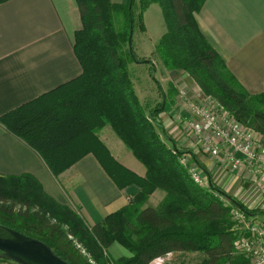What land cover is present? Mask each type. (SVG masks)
Listing matches in <instances>:
<instances>
[{"label": "trees", "instance_id": "obj_1", "mask_svg": "<svg viewBox=\"0 0 264 264\" xmlns=\"http://www.w3.org/2000/svg\"><path fill=\"white\" fill-rule=\"evenodd\" d=\"M205 1L77 0L83 27L75 34L74 51L81 75L2 120L55 175L93 153L121 189L135 186L133 198L89 225L76 210L41 193L31 176H0L1 224L47 242L71 264H149L175 252L202 253L201 264L249 262L237 249L240 235L231 208L254 212L208 175L207 187L194 181L188 163L182 162L186 158L200 165L194 150L178 144L160 118L166 96L154 106L142 102L130 73L132 62L152 63L137 57L133 33L136 21L144 28L145 11L158 3L167 26L156 47L163 65L187 72L237 121L264 134V92H249L202 31L197 16ZM106 125L145 166L144 176L120 163L100 140L97 131ZM158 189L165 191L164 198L157 206L146 205ZM113 242L123 244L131 256L114 261L107 253Z\"/></svg>", "mask_w": 264, "mask_h": 264}, {"label": "crops", "instance_id": "obj_2", "mask_svg": "<svg viewBox=\"0 0 264 264\" xmlns=\"http://www.w3.org/2000/svg\"><path fill=\"white\" fill-rule=\"evenodd\" d=\"M197 18L237 80L251 93L264 92V0H206ZM82 27L77 0H0V176L27 175L24 180L31 176L41 193L76 210L85 222L95 225L129 204L135 186L121 189L93 153L55 175L41 154L2 120L23 104L81 75L83 69L74 51V41ZM160 63L156 75L168 74L178 91L169 97L165 110L179 102L178 110L187 115L181 116L197 117L193 105L203 101L199 98L204 94L202 89L187 72L169 70L161 60ZM165 127L168 129V124ZM183 128L172 125L170 134L180 145L194 148L201 168L215 185L253 211L255 219L264 221L259 218L264 215V184L255 182L244 168L227 172ZM97 135L120 163L140 176L146 174L145 166L110 125L99 129ZM164 196L165 191L158 189L146 205L157 206ZM108 251L116 259L131 256L118 242H113ZM167 264L177 263L171 259Z\"/></svg>", "mask_w": 264, "mask_h": 264}, {"label": "built area", "instance_id": "obj_3", "mask_svg": "<svg viewBox=\"0 0 264 264\" xmlns=\"http://www.w3.org/2000/svg\"><path fill=\"white\" fill-rule=\"evenodd\" d=\"M194 111L201 117L200 121L196 122L190 117L184 118V121L188 131L202 142L209 155L227 172L244 168L255 182L264 184V141L257 137L253 128L240 123L228 112H224L227 116L222 121L221 117L217 119L210 108L201 107L200 104L194 106ZM182 162L188 163L189 172L199 186H208L209 178L199 164L187 161L186 158ZM221 198L231 205L227 199ZM231 215L235 221L233 228L240 235L237 249L249 258V262L244 264H264V222L239 207L231 208ZM165 262L166 257H159L150 264ZM0 264L19 263L1 259Z\"/></svg>", "mask_w": 264, "mask_h": 264}, {"label": "rangeland", "instance_id": "obj_4", "mask_svg": "<svg viewBox=\"0 0 264 264\" xmlns=\"http://www.w3.org/2000/svg\"><path fill=\"white\" fill-rule=\"evenodd\" d=\"M143 24H144V28H143V25H141V22L136 21V23H135V29H134V33H133L134 50H135L137 57H139L142 60H144V59L152 60V63H154V65L157 68V65L160 66L161 63H160V58L158 57V55L156 53V47L159 44L163 34L167 30L163 11H162L161 6L158 3H154L152 6L148 7V9L145 11ZM152 63L132 62L130 65V73H131L133 80L135 82L136 91H137L140 99H142L143 102L149 103L150 106H154L156 104L163 102L164 95L166 96L165 102L167 103L170 100L169 97H173L178 92L177 89L174 87V85L171 84V78H170V76H168V74H164L162 76L160 74L156 75L157 72H155L154 77L151 76L152 65H153ZM165 77H167V78L165 79ZM156 79L158 80L159 84L156 81ZM198 91H199V94H201V91L198 89H196L195 92H198ZM199 98H200V100H203L201 102L200 106L204 107V108H210V111H212L215 114L217 119H219L221 117V120L223 121V118L225 116H227L226 113L224 114V112H228V111L223 109L222 106L218 105L217 101L215 99H213L212 97H209V96L206 97V95L201 94V96ZM178 103L179 102H175V106H172L169 111L164 110L165 113L162 114L160 116V118L164 122V126H165V123L168 124L169 128H171L172 125H178L181 128L183 126L184 130H185V128H186V130H188V126H186V123L184 121V117L181 116L182 113L184 115H186V114L184 112L178 110V108H179V107H177ZM195 105H198V104H194L193 107ZM228 113H230V112H228ZM230 114H229V116L231 118ZM196 116L197 117L192 118V120H194L196 122L200 121L201 117L197 114H196ZM169 128L166 130L170 134ZM186 132H190V131H186ZM254 132L256 133L257 137L261 138L264 141V134L263 133H260L256 130H254ZM180 133L181 134L184 133L182 129H180ZM172 135H173V133H172ZM189 137L192 138L193 141H194V139H197L199 142V145H200V149L203 152L209 154L207 152V150L205 149V147L203 146L202 142L198 138H196L191 132L189 134ZM176 142L178 144H180L178 142V140H176ZM183 146H185V145H183ZM187 147H189V146H187ZM190 149L194 150V148H190ZM255 204L260 205L259 201H256ZM259 218L264 219V215L260 214ZM121 245L124 246L123 244H121ZM107 253L111 258L113 257L114 259L113 258L112 259L115 261V259H116L115 254L112 252H110V254H109L108 249H107ZM173 254H174V256H170V257L167 256L166 257L168 262L171 259H173V260H176L177 264H201L202 261L204 260V258H203L204 254L197 253V252H190L188 254L187 253L181 254V253L175 252Z\"/></svg>", "mask_w": 264, "mask_h": 264}, {"label": "water", "instance_id": "obj_5", "mask_svg": "<svg viewBox=\"0 0 264 264\" xmlns=\"http://www.w3.org/2000/svg\"><path fill=\"white\" fill-rule=\"evenodd\" d=\"M153 70L157 71L155 65ZM1 259L19 264H71L61 258L47 242L0 223Z\"/></svg>", "mask_w": 264, "mask_h": 264}]
</instances>
